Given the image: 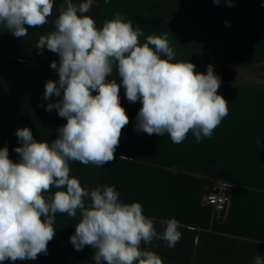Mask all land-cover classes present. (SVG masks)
<instances>
[{
    "label": "crops",
    "instance_id": "crops-1",
    "mask_svg": "<svg viewBox=\"0 0 264 264\" xmlns=\"http://www.w3.org/2000/svg\"><path fill=\"white\" fill-rule=\"evenodd\" d=\"M62 3L54 0L48 23L30 27L23 38L0 26V148H8L13 162L18 160L14 148L22 146L17 129L27 127L34 139L51 142L66 124L55 109L45 110L60 99H44L46 81L58 80L51 63H59V57L35 47L41 35L55 30ZM115 13L142 29L141 44L148 35L166 34L175 60L192 62L199 73L211 64L228 114L199 143L191 131L183 142L173 143L167 133L134 130L142 105L130 103L121 86L130 122L122 129L115 159L102 168L70 161V176L88 190L114 186L122 202L142 205L158 232L162 221L178 220L182 238L175 247L159 240L151 246L163 264H254L256 255L264 258V0H220L219 5L213 0H98L84 15L101 27ZM108 79L119 83L121 78L114 69ZM213 180L232 185L221 219L203 203ZM78 221L79 211L75 218L57 213L47 254L0 264H96L91 246L76 251L70 242Z\"/></svg>",
    "mask_w": 264,
    "mask_h": 264
},
{
    "label": "clouds",
    "instance_id": "clouds-1",
    "mask_svg": "<svg viewBox=\"0 0 264 264\" xmlns=\"http://www.w3.org/2000/svg\"><path fill=\"white\" fill-rule=\"evenodd\" d=\"M97 4L63 0L55 30L41 35L35 46L40 54L46 48L59 57V63H51L58 80L46 81L44 99H60L45 110L55 109L66 124L51 142L34 139L27 127L17 129L22 146L14 148L16 162L6 146L0 148V262L47 254L57 213L75 218L79 211L69 239L76 251L91 246L96 264H163L151 250L153 241L173 248L182 238L178 220L162 221L158 232L142 205L122 202L114 186L83 187L70 176V161L102 168L115 159L122 129L130 122L121 86L130 103L142 105L134 130L167 133L173 143L183 142L191 131L199 143L228 114V102L218 94L221 79L211 64L199 73L192 62L175 60L166 34L148 35L141 44L142 29L119 13L97 27L84 15ZM53 8L54 0H0V26L23 38L30 27L48 23ZM114 69L119 83L108 79ZM254 264H264V258L256 255Z\"/></svg>",
    "mask_w": 264,
    "mask_h": 264
},
{
    "label": "built area",
    "instance_id": "built-area-1",
    "mask_svg": "<svg viewBox=\"0 0 264 264\" xmlns=\"http://www.w3.org/2000/svg\"><path fill=\"white\" fill-rule=\"evenodd\" d=\"M231 190L232 185L230 183L213 180L204 195L203 203L211 205L219 219L223 218L227 212Z\"/></svg>",
    "mask_w": 264,
    "mask_h": 264
},
{
    "label": "rangeland",
    "instance_id": "rangeland-1",
    "mask_svg": "<svg viewBox=\"0 0 264 264\" xmlns=\"http://www.w3.org/2000/svg\"><path fill=\"white\" fill-rule=\"evenodd\" d=\"M263 71H264V69H263Z\"/></svg>",
    "mask_w": 264,
    "mask_h": 264
}]
</instances>
